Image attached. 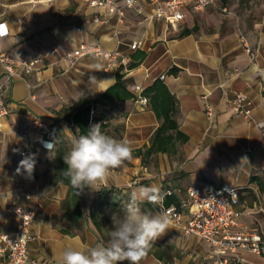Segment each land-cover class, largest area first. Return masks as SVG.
Returning <instances> with one entry per match:
<instances>
[{"label": "crops", "instance_id": "0c3cea01", "mask_svg": "<svg viewBox=\"0 0 264 264\" xmlns=\"http://www.w3.org/2000/svg\"><path fill=\"white\" fill-rule=\"evenodd\" d=\"M115 1L121 5L123 0ZM202 11L187 8L182 20L169 24L154 15L149 0L123 7L122 15L90 7L86 0H0V22L8 30L0 37V52L16 61L18 73L8 77L0 61V91L8 107L0 127V235L14 231L19 222L8 207L24 204L33 208L30 259L38 264H60L65 248L84 249L108 238V231L97 230L89 217L76 220L69 187L57 179L53 155L36 141L39 127L33 121L45 122L61 133L64 125L70 127L63 118L68 108L85 97L99 96L114 83L117 70L123 72L126 88L133 94L136 84L143 89L157 79L167 86L176 99L175 117L187 141L177 144L170 154L152 155L147 165L135 156L113 170L97 189L85 188L86 211L102 187L121 192L138 185L157 186L162 191L170 188V204H180L186 199L187 187L208 192L232 183L239 186L238 200L233 203L238 223L264 236V210L259 209L264 204V132L231 109L232 98L242 92L250 100L252 117H264V28L244 34L222 23L210 29L184 24L188 12ZM96 15L107 20L93 22ZM193 25L195 31L179 35ZM243 38L250 53L244 49ZM133 41L138 42L134 49L130 47ZM81 42L117 50L110 70L96 66L104 60L94 53L77 59L69 56ZM121 56L128 63L141 59L127 69L120 65ZM29 61L34 63L25 72L20 62ZM205 95L213 107L211 117L204 112ZM103 108H107V135L126 139L133 148L148 144L161 122L149 105H140L134 97L97 110ZM23 139L33 145L28 154L36 160L31 177L23 170L17 172L23 157L15 148ZM134 178L138 183L128 186ZM147 204L148 213L160 212V206ZM248 259L250 264H264V257ZM0 264L14 263L0 254ZM141 264L213 263L204 239L171 223Z\"/></svg>", "mask_w": 264, "mask_h": 264}, {"label": "built area", "instance_id": "2783aa9c", "mask_svg": "<svg viewBox=\"0 0 264 264\" xmlns=\"http://www.w3.org/2000/svg\"><path fill=\"white\" fill-rule=\"evenodd\" d=\"M90 7H101L106 10H116L122 15L123 7H131L136 0H123L119 5L115 0H86ZM153 6L154 15L163 19L169 24H174L184 18V10L202 11L206 8L218 9L220 12L228 13L226 4L220 0H149ZM106 17L94 16L93 22H104ZM8 30L4 22H0V37L5 36ZM244 49L250 53V47L246 39H242ZM138 42L133 41L130 47L134 49ZM90 53L102 57L103 62H98L96 66L107 72L113 65L114 59L118 56L117 50H102L99 45L81 42L76 48L68 53L74 59L86 56ZM0 61L3 64L8 77L17 73L16 61L6 53L0 52ZM25 72L31 70L34 61L20 62ZM128 58L121 56L120 65L126 67ZM163 79L164 75H160ZM135 99L140 105H146L148 99L142 95V87L138 84L134 86ZM204 99V112L208 117L213 114V107L206 95ZM231 109L254 122L256 127L264 132V117L254 119L251 115L250 100L245 93L238 92L231 100ZM8 112V107L0 91V127L1 119ZM93 110H90V115ZM34 124L39 127V136L36 139L41 147H45L46 142H53L56 131L45 122L34 120ZM90 126L93 123L90 121ZM21 157L31 154L33 145L23 139L15 148ZM136 178L132 179L128 186L137 184ZM166 194H171L170 188L164 189ZM239 186L232 183H223L219 187L203 192L198 187L190 186L186 188V199L180 204L163 205V209L171 217L175 226L181 228L186 234H196L204 239L209 245V254L213 264H250L248 256L264 257V236L256 230L242 226L237 221V211L233 208V203L238 200ZM29 199V195L25 196ZM183 207L187 211H183ZM259 209L264 210V204L259 205ZM8 212H13L19 217V222L14 231L0 235V254L14 264H38L36 260L30 259L28 255V243L32 238L29 231L31 221L35 211L30 206L18 204L7 208Z\"/></svg>", "mask_w": 264, "mask_h": 264}, {"label": "clouds", "instance_id": "9594fccd", "mask_svg": "<svg viewBox=\"0 0 264 264\" xmlns=\"http://www.w3.org/2000/svg\"><path fill=\"white\" fill-rule=\"evenodd\" d=\"M83 95L82 93H80ZM102 125L92 124L86 133L77 135L64 125L61 130L67 151L63 155L67 165L66 176L71 185L80 191L97 189L113 172L133 159V147L126 139L117 140L101 131ZM60 137L46 142L50 155H55ZM34 156H24L17 172L23 170L31 177L35 169ZM166 193L157 186H133L122 214L114 212L112 227L106 242L78 249L67 247L61 254L60 264H141L152 244L171 227V217L164 210L150 214L141 209L144 202L160 206Z\"/></svg>", "mask_w": 264, "mask_h": 264}, {"label": "trees", "instance_id": "16d2710c", "mask_svg": "<svg viewBox=\"0 0 264 264\" xmlns=\"http://www.w3.org/2000/svg\"><path fill=\"white\" fill-rule=\"evenodd\" d=\"M225 3V0H222ZM197 29L196 25L191 28L184 27L179 35H186ZM141 59L129 62L127 69L133 68ZM142 95L148 99L147 105L155 113L156 117L161 120L149 138V143L143 146L133 148V157L139 156L143 165H147L150 157L158 152L172 153L175 151L177 144L187 141V135L178 128L176 120L177 105L174 95L169 91L167 86L159 79L155 80L150 86L143 88ZM134 97L135 94L128 91L126 82L123 79V72L117 70L115 81L107 87L99 96L90 98L85 97L79 103L68 108L63 118L70 124L71 129L77 134L86 133L90 127V121L102 125L101 131L107 134L108 122L106 121L107 108H97L101 105L111 107L115 101H122ZM90 110L93 114L90 115ZM56 135L54 141L60 137V132L55 129ZM67 151L63 135L57 143L55 155L51 159V164L57 172V179L69 187V196L74 205L73 212L76 214V220L81 217H89L97 230L109 231L112 227L111 216L114 212L122 214L124 206L128 202V193L121 192L113 187H102L96 191V196L91 199L89 209L86 211L87 202L86 189L80 191L75 189L66 176L67 165L64 163L63 155ZM172 194V193H171ZM171 194H166L164 205H170ZM147 203L140 205L145 212L148 211ZM161 209V208H160Z\"/></svg>", "mask_w": 264, "mask_h": 264}, {"label": "rangeland", "instance_id": "374dc122", "mask_svg": "<svg viewBox=\"0 0 264 264\" xmlns=\"http://www.w3.org/2000/svg\"><path fill=\"white\" fill-rule=\"evenodd\" d=\"M224 4L228 8V13L220 12L218 9H207L200 13L188 12L184 24L196 23L210 29L222 23L227 28L237 29L244 34L264 28V0H225Z\"/></svg>", "mask_w": 264, "mask_h": 264}]
</instances>
